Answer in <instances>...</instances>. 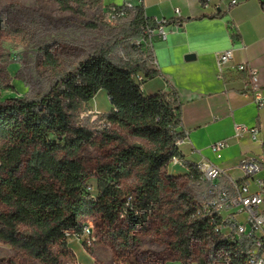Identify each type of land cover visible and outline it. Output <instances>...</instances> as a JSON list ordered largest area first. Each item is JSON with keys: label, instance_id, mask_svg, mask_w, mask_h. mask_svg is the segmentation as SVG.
<instances>
[{"label": "trees", "instance_id": "1", "mask_svg": "<svg viewBox=\"0 0 264 264\" xmlns=\"http://www.w3.org/2000/svg\"><path fill=\"white\" fill-rule=\"evenodd\" d=\"M53 1L64 11L82 15L101 0ZM128 15L132 20L111 40L56 75L42 95L0 100V242L41 264H62L69 237L82 234L88 217H98L111 228L120 224L112 236L123 247H132L141 223L157 208L165 182L171 179L165 169L174 157L180 158L178 142L185 139L180 131L182 103L175 88L144 95L147 80L164 76L154 66L152 53L144 49L143 6L127 10ZM87 25L101 26L94 20ZM4 26L0 15V29ZM130 45L139 54L127 53L122 62L113 60L115 50ZM48 60L55 68L53 57ZM138 74L144 76L142 83L136 81ZM102 91L107 92L112 109L102 117L110 126L102 128L98 139L88 126H75L73 119ZM125 135L147 141L149 148L127 145ZM92 144L123 148L112 163L91 171L84 150ZM188 167L193 178L200 177L195 166ZM93 178L95 194L89 185ZM129 179L137 182L133 190L123 186ZM198 210L190 208L175 222L176 248L190 258V241L210 238L216 251L225 247L221 264H242L235 258L237 246L215 237V224Z\"/></svg>", "mask_w": 264, "mask_h": 264}, {"label": "rangeland", "instance_id": "2", "mask_svg": "<svg viewBox=\"0 0 264 264\" xmlns=\"http://www.w3.org/2000/svg\"><path fill=\"white\" fill-rule=\"evenodd\" d=\"M114 3L116 0H101L81 15L62 10L53 0H0V15L5 21V26L0 29V100L42 95L56 75L69 71L111 40L132 20L129 15L112 18L109 9ZM92 20L101 26L89 28L87 23ZM137 49L133 45L127 50L118 48L111 57L122 62L126 60L127 53L139 54ZM49 56L53 57L55 68L50 65ZM104 103L110 107L107 100ZM104 114L98 104L89 103L75 114L73 122L75 126H88L99 139ZM125 139L127 145L140 144L149 148V143L143 139L131 135H125ZM122 148L118 144L107 147L88 145L84 150L87 166L93 171L99 165L112 163L114 154ZM173 166L170 165V171ZM170 178L165 182L159 205L141 223L136 234L138 241L132 247H123L121 240L112 236L120 224L111 228L98 217H88L86 221L93 232L90 241L70 236L66 249L68 253L62 257V264H163L165 260H177L181 264L184 261L189 264H221L223 254L215 250L210 238L192 239L190 258L184 257L176 248L175 222L184 217L190 208L206 203L210 186L191 174ZM136 184L135 179L123 182L124 187L132 190ZM89 185L95 194V178L89 181ZM122 226L125 228L127 223ZM0 264L41 263L0 242Z\"/></svg>", "mask_w": 264, "mask_h": 264}, {"label": "crops", "instance_id": "3", "mask_svg": "<svg viewBox=\"0 0 264 264\" xmlns=\"http://www.w3.org/2000/svg\"><path fill=\"white\" fill-rule=\"evenodd\" d=\"M231 1L143 0L148 19L170 21L166 40L155 36L152 42L145 43L144 49L152 53L154 66L164 77L147 80L143 93L151 96L175 88L182 103L180 131L189 138L179 147L181 163L173 164L171 171L172 163L167 166L169 176H187L191 173L189 165L208 159L227 171L228 177L221 179L218 187L229 188L231 180L245 181L251 192H256L258 182L264 181V107H257L252 97L243 93L244 74H220L219 58L225 50L232 49V63L249 64L258 70L264 87V10L262 0H236L235 6L230 5ZM116 3L122 4V0ZM177 9L182 15L179 19ZM188 54L195 55V59L185 60ZM105 100L109 102V97L102 91L90 104H98L108 113L112 106L108 107ZM236 124L257 128V140L248 133L237 137ZM221 140H227L229 146L217 159L211 147ZM245 158L262 164L261 172L251 179L240 169ZM163 264L181 263L165 260Z\"/></svg>", "mask_w": 264, "mask_h": 264}, {"label": "built area", "instance_id": "4", "mask_svg": "<svg viewBox=\"0 0 264 264\" xmlns=\"http://www.w3.org/2000/svg\"><path fill=\"white\" fill-rule=\"evenodd\" d=\"M207 0H199L206 2ZM136 3L143 6V0H122V4L114 3L110 7V15L112 18H120L126 16L127 10H132ZM238 1H231L230 5L235 6ZM176 17L181 18L179 9L175 11ZM167 19H148L143 25V34L145 40L142 42H152L155 36L166 40L168 32L166 26ZM233 50H225L219 58V70L223 75L232 72L237 75L244 74L243 93L252 97L253 103L257 107H264V87L260 83L258 70L249 64H233ZM136 81L142 83L145 79L143 74L136 75ZM110 126L104 123L103 127ZM236 136L239 137L243 133L250 134L253 140H257L258 129L249 128L244 124L235 125ZM188 134L185 133V139L178 142L180 147L186 140ZM229 146L227 140H221L212 145L211 150L217 159L222 158V152ZM172 164L181 163L180 158L174 157ZM195 168L200 175L202 181L209 184L206 194V203L198 206L197 214H204L210 219V223H214L213 235L229 244H235L238 251L235 258L242 264H264V181L258 182L259 190L251 192L247 182L230 181L229 188L218 187V182L228 177L227 171L220 165L208 159H202L196 163ZM240 169L246 175L247 179L255 177L262 170V164L250 158L241 161ZM133 197H128L129 204ZM228 212L227 216L224 213ZM241 217V218H239ZM217 222V224H216ZM93 235L92 227L86 225L80 236L74 235L78 240L87 239ZM225 247L219 249V253L223 254Z\"/></svg>", "mask_w": 264, "mask_h": 264}, {"label": "water", "instance_id": "5", "mask_svg": "<svg viewBox=\"0 0 264 264\" xmlns=\"http://www.w3.org/2000/svg\"><path fill=\"white\" fill-rule=\"evenodd\" d=\"M193 59H195V55H193V54H188L185 56V60H187V61L193 60Z\"/></svg>", "mask_w": 264, "mask_h": 264}]
</instances>
